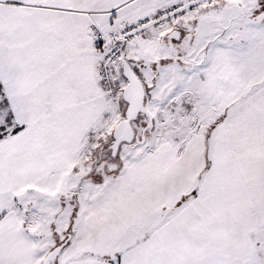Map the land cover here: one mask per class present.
<instances>
[{"label": "snow or ice", "instance_id": "1", "mask_svg": "<svg viewBox=\"0 0 264 264\" xmlns=\"http://www.w3.org/2000/svg\"><path fill=\"white\" fill-rule=\"evenodd\" d=\"M0 264H264V0H0Z\"/></svg>", "mask_w": 264, "mask_h": 264}]
</instances>
